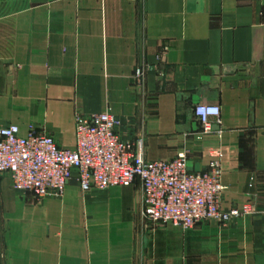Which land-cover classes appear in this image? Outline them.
Masks as SVG:
<instances>
[{
    "label": "crops",
    "instance_id": "obj_1",
    "mask_svg": "<svg viewBox=\"0 0 264 264\" xmlns=\"http://www.w3.org/2000/svg\"><path fill=\"white\" fill-rule=\"evenodd\" d=\"M105 111L147 160L217 156L224 209L250 213L183 230L144 218L139 180L38 201L0 172V264H264V0H0V122L72 148L77 112Z\"/></svg>",
    "mask_w": 264,
    "mask_h": 264
},
{
    "label": "built area",
    "instance_id": "obj_2",
    "mask_svg": "<svg viewBox=\"0 0 264 264\" xmlns=\"http://www.w3.org/2000/svg\"><path fill=\"white\" fill-rule=\"evenodd\" d=\"M144 81L145 70L138 68L137 87ZM194 112L202 133L212 131L213 118L220 122L219 105L198 104ZM119 124L110 111L77 112L75 145L61 148L52 135L34 125L22 134L19 125L0 122V172L10 176L14 189L30 193L38 201L62 197L74 177L84 193L129 187L139 180L144 218L183 230L210 220L226 225L250 213L249 206L224 209V170L217 156L204 171L190 170L184 153L169 160H147L144 139H124Z\"/></svg>",
    "mask_w": 264,
    "mask_h": 264
},
{
    "label": "clouds",
    "instance_id": "obj_3",
    "mask_svg": "<svg viewBox=\"0 0 264 264\" xmlns=\"http://www.w3.org/2000/svg\"><path fill=\"white\" fill-rule=\"evenodd\" d=\"M201 111H203V109H201Z\"/></svg>",
    "mask_w": 264,
    "mask_h": 264
},
{
    "label": "rangeland",
    "instance_id": "obj_4",
    "mask_svg": "<svg viewBox=\"0 0 264 264\" xmlns=\"http://www.w3.org/2000/svg\"><path fill=\"white\" fill-rule=\"evenodd\" d=\"M160 224V223H159Z\"/></svg>",
    "mask_w": 264,
    "mask_h": 264
}]
</instances>
